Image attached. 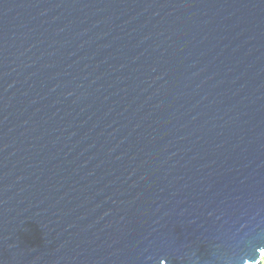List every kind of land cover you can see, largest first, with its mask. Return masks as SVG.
<instances>
[{
    "label": "water",
    "instance_id": "obj_1",
    "mask_svg": "<svg viewBox=\"0 0 264 264\" xmlns=\"http://www.w3.org/2000/svg\"><path fill=\"white\" fill-rule=\"evenodd\" d=\"M264 0H0V264H260Z\"/></svg>",
    "mask_w": 264,
    "mask_h": 264
},
{
    "label": "trees",
    "instance_id": "obj_2",
    "mask_svg": "<svg viewBox=\"0 0 264 264\" xmlns=\"http://www.w3.org/2000/svg\"><path fill=\"white\" fill-rule=\"evenodd\" d=\"M260 264H264V258H263V261Z\"/></svg>",
    "mask_w": 264,
    "mask_h": 264
}]
</instances>
